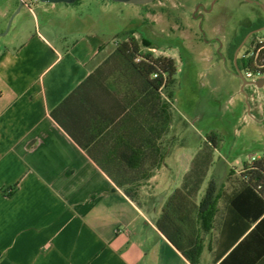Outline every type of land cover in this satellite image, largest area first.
<instances>
[{
	"label": "crops",
	"instance_id": "1",
	"mask_svg": "<svg viewBox=\"0 0 264 264\" xmlns=\"http://www.w3.org/2000/svg\"><path fill=\"white\" fill-rule=\"evenodd\" d=\"M112 1L24 0L18 12L17 1L0 2V264H191L156 219L202 147L175 178L147 84L108 61L119 42L107 30ZM140 39L142 53L176 64L172 48L158 44L155 55ZM152 127L162 155L149 170ZM234 147L216 140L194 196L217 185L197 264H264V209L238 176L255 152L237 157Z\"/></svg>",
	"mask_w": 264,
	"mask_h": 264
},
{
	"label": "rangeland",
	"instance_id": "2",
	"mask_svg": "<svg viewBox=\"0 0 264 264\" xmlns=\"http://www.w3.org/2000/svg\"><path fill=\"white\" fill-rule=\"evenodd\" d=\"M2 1L20 3L19 0ZM110 3L114 5L108 16L110 33L134 30L138 41L142 42L140 37L144 36L152 39L156 47L153 54L158 55L159 49H164L158 44L172 48L168 49V54H176L174 81L169 87L173 96L165 161L175 178L180 177L187 159L194 157L213 133L219 142H234V156L252 152L256 156L264 151V120L259 119L264 112V87L247 84L242 91V79L227 51L228 41H232L241 28L264 20V12L254 0ZM259 33L264 34V28ZM251 37L240 47L236 58L244 54ZM244 70L241 69V73ZM246 100L249 110L259 117H249ZM225 150L223 147L222 151ZM226 166L224 170L237 171L230 163Z\"/></svg>",
	"mask_w": 264,
	"mask_h": 264
},
{
	"label": "trees",
	"instance_id": "3",
	"mask_svg": "<svg viewBox=\"0 0 264 264\" xmlns=\"http://www.w3.org/2000/svg\"><path fill=\"white\" fill-rule=\"evenodd\" d=\"M264 26V20H257L256 23L246 28H241L237 35L229 42L228 56L233 60L234 54L241 44L244 37L249 32L256 31ZM132 32L124 31L117 34L119 39L115 51L109 56V60L128 64L129 67L136 70L145 83L146 91L142 86L141 93H146L147 98L152 99V118L157 122L161 121V133L163 132V121L168 130L171 118L169 115V107L171 104L170 98L173 96L169 87L174 79L173 74L176 70L175 61L170 57L160 55L152 57L147 53H142L141 44H146L143 40L139 42ZM256 35L254 33L252 36ZM263 58V60H262ZM139 59V60H137ZM264 61V49L259 58L254 62L250 58L246 61L243 58H236V65L241 69H250L256 71V64ZM235 66V65H234ZM236 69V66H235ZM264 69V68H263ZM167 104L168 111L165 112L164 104ZM166 113V114H165ZM53 116L57 118L55 110ZM157 126V125H156ZM159 135L157 127L151 128V145H150V160L149 170L156 167V156L162 155L161 148L153 142ZM217 137L213 133L209 139L205 141L204 146L195 158L192 172L184 178L182 187L176 188L167 198L164 203L161 213L156 219V227L159 231L172 242L191 264H197L202 251L203 239L199 234L200 230H208L212 227V221L217 209V185L210 181L203 193L199 203H195L194 196L198 192L202 183V178L209 164V157L212 150L216 148ZM239 178L244 186L252 191L253 196L259 200L260 210L258 215L264 209V156L255 158L251 161H246L240 172ZM124 192L130 198H134L135 191L133 189H124Z\"/></svg>",
	"mask_w": 264,
	"mask_h": 264
},
{
	"label": "built area",
	"instance_id": "4",
	"mask_svg": "<svg viewBox=\"0 0 264 264\" xmlns=\"http://www.w3.org/2000/svg\"><path fill=\"white\" fill-rule=\"evenodd\" d=\"M22 2H24V0H22ZM261 30L255 31L254 33H256V35L252 36L251 35L249 37H251L249 43L246 45V50L244 52V54L241 55L240 58L245 59L246 61L250 58L252 61H256L259 58V55H261L262 50L264 49V34H260ZM253 33V34H254ZM260 34V35H259ZM247 41V39H246ZM245 41V42H246ZM245 42L243 43V45L245 44ZM139 60V59H137ZM263 60V58H262ZM257 67L256 71H251L250 69H245L244 72L242 73V75L244 76L245 79L250 80V82H252L250 85H254L255 88H260V87H264V61H262V63L260 64H256L255 65ZM261 84V86H258L255 84ZM248 98V97H247ZM262 102H263V109H264V92H263V96H262ZM249 104V103H248ZM248 110L250 105L247 106ZM249 117L251 118H256L259 117L258 115H256L257 113L252 112L251 110L247 111ZM262 115V114H260ZM261 121L264 120V112L263 115L261 116V118H259ZM257 158L256 156H253L251 158H249V161L253 160Z\"/></svg>",
	"mask_w": 264,
	"mask_h": 264
},
{
	"label": "water",
	"instance_id": "5",
	"mask_svg": "<svg viewBox=\"0 0 264 264\" xmlns=\"http://www.w3.org/2000/svg\"><path fill=\"white\" fill-rule=\"evenodd\" d=\"M42 1H45V2H59V1H62V2H73L74 0H42ZM151 1H152V0H114V2H127V3H131V4H145V3H147V2L150 3ZM22 3H23L22 0H20L19 6H18V9L16 10V12L19 11V9H20L21 6H22ZM11 19H12V18H11ZM11 19H9V22H8L7 28H9V26H10ZM262 28H264V27H261V28L258 29V30H261ZM258 30H256V31H258ZM254 32H255V31H253V32H249V33L247 34V36L244 37V39L242 40L241 44H240L239 47L237 48V50H236V52H235V54H234V58H233L234 64H235V66H236L237 74L239 75V77L242 79V82H243V84H242V89H241L242 91H243L245 85H247V84H251L252 82H250V80L245 79L244 76L242 75L240 69L237 67V65H236V54L238 53L240 47L243 45V43L246 41V39H247L250 35H252ZM255 84L258 85V86H261V84H258V83H256V82H255ZM245 96H246V99H247V94H245ZM246 101H247V100H246ZM247 103H248V101H247ZM248 105H249V104H248Z\"/></svg>",
	"mask_w": 264,
	"mask_h": 264
},
{
	"label": "flooded vegetation",
	"instance_id": "6",
	"mask_svg": "<svg viewBox=\"0 0 264 264\" xmlns=\"http://www.w3.org/2000/svg\"><path fill=\"white\" fill-rule=\"evenodd\" d=\"M256 5L262 9L264 12V0H254ZM263 27V26H262ZM229 45V44H228ZM228 47V46H227Z\"/></svg>",
	"mask_w": 264,
	"mask_h": 264
}]
</instances>
